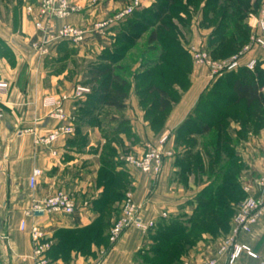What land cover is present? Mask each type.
Listing matches in <instances>:
<instances>
[{
  "label": "crops",
  "instance_id": "1",
  "mask_svg": "<svg viewBox=\"0 0 264 264\" xmlns=\"http://www.w3.org/2000/svg\"><path fill=\"white\" fill-rule=\"evenodd\" d=\"M156 1L153 0L152 5ZM131 2L69 0L76 12L68 18L53 20L49 26L50 36H55L65 24H70L86 32L85 41L73 43L51 37L45 55L32 47L43 32L36 29L26 12L12 8L9 23H0V38L11 48L16 60L14 65H10L0 58V75L8 83L7 94L3 96V105H0L1 264H37L31 238L33 225H38L45 232L40 243L45 247L42 259L46 264H137L146 243L152 239L150 233L154 232V227L181 213L194 215L198 198L211 187L210 183H202L205 179L196 183L198 186L195 185V171L188 176L187 186L180 183L183 172L181 164L192 159V153L198 152V146L180 145L178 130L216 80L211 78L206 65L196 63L192 57L193 50L211 52L216 49V46L210 45L217 28L212 21L214 12L208 11L207 0L201 4L199 11L188 4V0H183L189 16L186 13H180V16L187 20L189 35L185 40L179 33V42L191 59L186 77L188 85L186 89L178 84L173 85L180 97L172 102L163 127L156 131L145 119L137 95V76L158 66L164 55L160 43L151 41L156 27L131 36V45L120 56L117 54L113 64L110 60V56L118 51L119 37L127 33V20H118L117 16ZM248 16L254 15L247 12L245 19L250 21ZM174 21L183 27L177 19ZM147 47L156 52L149 53ZM260 52L254 50L245 60L259 58ZM101 64H110L114 73L129 83L130 89L122 101L123 107L107 102L106 95L109 96L111 91L97 90L93 75L95 68ZM78 87L88 89L89 93L75 100L73 94ZM61 96L69 98L63 102V109L74 126V132L60 136L51 146L38 144L37 139L47 137L59 125L68 123L51 118V108L43 104L45 98ZM233 127V150L239 165V172L233 180L241 193L231 205L237 208L248 196L264 194L258 186V179L264 172V124L255 130L249 127L244 129L240 124ZM165 132H169L165 148L172 151L173 156L165 160L160 177L155 178L119 163H105L108 158L109 161L116 156L118 159L123 152L141 154L150 145L159 146ZM197 136L201 138L202 134ZM111 148L115 152L110 157L108 153ZM37 167L44 171V175L33 191L29 188V177ZM105 174L114 183L119 181V188H115L110 180L104 183ZM111 189H118L124 199L130 193L134 201L142 206V222H154V226L147 233L132 226L116 244H93L86 252L72 250L69 255H62L58 247V234L92 225L100 218L101 201L110 195ZM59 191H67L76 198L78 207L74 214L31 213L35 203H41ZM24 221L26 228L22 230ZM230 231L221 237L210 232L203 233L196 243L189 246L184 264H202L215 256L220 239ZM238 240L251 245L264 259V217L253 226L251 232L242 234ZM260 261L244 255L235 264H260ZM218 264H224V259H220Z\"/></svg>",
  "mask_w": 264,
  "mask_h": 264
},
{
  "label": "trees",
  "instance_id": "2",
  "mask_svg": "<svg viewBox=\"0 0 264 264\" xmlns=\"http://www.w3.org/2000/svg\"><path fill=\"white\" fill-rule=\"evenodd\" d=\"M194 1L196 0H188V4L197 7L195 3H193ZM217 5L218 0H215L211 4L206 3L208 11L213 10L215 15L216 11L218 10ZM180 13H186L189 16V10L187 8V5L185 6V4H183V0H157L156 3L151 5L150 7L135 11L130 17L126 19L127 21L125 29L127 33H123L121 34V37H119L120 44L118 47V51H116L115 55L110 56V60L113 64V62L116 61L117 56H120L131 45V36H137L143 31H146L151 27L157 25L151 35V41H157L160 43L164 55L161 58V62L158 66L147 70L142 75L137 76V95L140 98L142 108L145 112V119L154 130L164 125L165 120L171 110L172 102L177 101L180 97L179 91H175L173 89V85H181L180 83L174 81L173 78L177 77L179 82L181 81V78H184L186 80V85L185 87H181L182 89H186L188 85L186 77L187 72L191 67V59L189 54L182 48L179 42V31L172 22V20L177 19L184 27L188 24L187 21H185L180 16ZM246 14H243V11H241L238 7H235L232 10L231 17L234 16L236 18V21L239 22L237 23L235 21L236 24L234 26L236 28L239 26L243 27L246 32H248V34L246 35V33L242 32L240 28L235 32L234 36H230V41L227 40L226 34L221 31L223 29H228V26L224 23L217 24L216 31L213 34V38H211L210 40V45L216 46V49L210 52V55L213 58H228L231 56L230 54H228V48L237 45L241 48L249 41L250 29L248 26L242 23V21L246 18ZM235 27L234 30H236ZM235 52H237V50ZM262 65H264V62H258V65L254 72L242 68L238 71L229 72L224 76L216 79L213 87L209 91H207L205 95L202 96L193 114L179 128V134L181 135L189 132L188 124H191L192 117L203 102L204 97L208 93H212L215 89H217L218 86L222 84H226L227 88L232 91V103H245L247 107H250L253 104L257 103L259 106L264 107V69L259 70V67ZM256 72L257 75L255 74ZM93 77V81L98 85V91H111V94L109 96L106 95L107 102L111 105L123 107L122 101L128 96L130 89L129 83L126 80L122 79L118 74H115L110 64H101L97 68H95V75H93ZM171 94H173L174 97L176 96V99L172 98ZM261 117L264 120V117ZM221 119L222 117H219L218 119H216V121H220ZM263 124L259 125V128ZM211 125V123L204 124L202 129L199 130V133L210 131V129L212 128ZM228 151L229 150H226V152ZM114 152L115 151L111 148L108 155L111 157L113 156ZM230 156L238 161V159L235 157L234 150H230ZM105 163L115 165V162H113V160H108V162L106 160ZM232 177L234 178V176ZM108 180H110V182H113L112 185H114L115 188L118 187L117 185H119V181H116L114 183L113 179L108 174L103 175V182L109 183ZM229 185L228 188L230 189V191L240 195L241 192L239 188H237V184L234 182V180H232L231 184ZM200 198H203V196L201 195ZM210 200L211 199L206 198V201ZM118 201H124L123 194L120 193L118 189H111L110 195L105 196L101 201L100 218H98L92 225L78 230L61 231L58 235V247L62 255L67 256L72 250L86 252L93 244L107 245L109 239L108 236L106 238H102L99 241L102 232L101 228L97 227V224H99L103 219L106 208ZM225 203L229 204L226 208L228 210H231V202H227L225 196L224 198L220 196L215 199V204L217 206L222 207ZM199 208L200 211H203V215L199 218L200 226L198 225L199 227L197 226L196 228L199 234L198 236L195 235L197 237L194 238V241L191 240V245L196 243V241L199 240L203 233L210 232L213 234H218V232L220 231L212 230L215 227L217 219L221 221L223 219H228L229 225L230 223H232L233 219L231 215L226 216V214L220 212V210H212L211 213L206 214V211L203 210L204 207L202 205H200ZM208 223L211 227H207L209 225ZM216 228H218L217 225ZM228 230L230 231V229ZM191 232L194 231L187 229L184 235L189 236Z\"/></svg>",
  "mask_w": 264,
  "mask_h": 264
},
{
  "label": "rangeland",
  "instance_id": "3",
  "mask_svg": "<svg viewBox=\"0 0 264 264\" xmlns=\"http://www.w3.org/2000/svg\"><path fill=\"white\" fill-rule=\"evenodd\" d=\"M40 1L41 0H0V23H9L11 19V11L15 7L17 11L20 10L21 13L26 12V14L32 18V21L34 23L35 20L33 18V15L28 13V7L34 6L35 8H38V6L40 5ZM204 1L205 0H196L193 2L197 6L196 11H199V8ZM214 1L215 0H207V3L211 4ZM235 7L240 8V10L243 11V14H246L247 12L252 13L254 16H248L250 19L251 17L258 18L261 15L262 10L264 9V0H218V10L216 11V15H212V21L213 25L215 26L222 23L228 26V29L221 30L226 34L228 41L231 40L230 36H234L235 32L240 28L242 32H245L246 35L248 34V32H246L243 27L239 26L236 28L234 26L236 24V18L234 16L231 17V14L232 10ZM184 20L187 21L186 19ZM172 22L174 26L177 27L180 35L186 40L189 35V31L187 32L186 26L179 27L174 20H172ZM242 23L249 27L251 36V22L244 19ZM154 27H157V25ZM234 27L236 28V30H234ZM35 43H33L32 45L34 49ZM150 49L152 48L147 47L149 53L154 54L156 52L151 51ZM241 49L242 47L240 48L237 45L228 48L227 51L228 54L231 55L230 57H232ZM236 50L237 52H235ZM38 52H40V50H38ZM208 53L210 54V52ZM0 58L5 59L10 65H14L16 61L11 48L1 38ZM212 59L224 60L215 59L213 57ZM259 62H264V53L262 52H260ZM259 68V70H262L264 69V66L262 65ZM255 74L257 75V72ZM173 80L180 83L181 87H185L186 85V80L184 78H181L180 82L177 77L173 78ZM171 95L172 98L176 99V96L174 97L173 94ZM232 96V91L227 88L226 84H222L218 86L217 89H215L212 93H208L204 97L203 102L201 103L197 111L194 113L191 124H188L189 132L180 135V145L186 147L198 146V152L196 154L192 153V159L184 161L181 164V166L183 167V172L180 183L182 184V186H187L188 176L191 174V172L195 171L196 180L194 184L197 185L200 181H204L205 179V181L202 183H210V189H208V191H204L201 194L203 198H198V207L194 215L185 216V214L181 213L180 215L178 214L177 216L169 219L164 224H160V226L154 227V232L150 233L152 239L150 242L146 243L144 253L139 258H137V264H184V257L188 253L189 246L191 245V240L194 241V238L199 234L196 228L198 225L200 226L199 218L203 215V211H200L199 208L200 205L204 207L203 210L206 211V214L211 213L212 210H220V212L225 213L226 216L231 215L232 218L234 217L236 208L233 205L230 204L231 210H228L226 208L229 205L228 203H225L222 207L215 204V199L220 196L222 198H224L225 196L227 202L229 203L240 197L239 194L233 193L228 188L230 186L229 184H231V181L233 180L232 176H235V173L239 172L238 161L230 156V150H233V143L231 141L233 131L235 130L233 126H235L236 124H240V126L244 129H246L247 127L254 130L259 129V125L264 123V120L261 117H264V107L259 106L257 103L253 104L250 107H247L245 103H232ZM0 105H3L2 100L0 101ZM2 114H4L3 110ZM219 117H222V119L220 121H216V119H218ZM209 123L212 124V128L210 129V131L199 133V130L202 129L203 125ZM162 127L156 128V131H159ZM197 134H202V137L199 138ZM226 150H229V153L226 152ZM0 152L1 156L2 150ZM122 154L127 155L133 153L123 152L119 154L118 159L116 156L112 158V160L113 162H115V164L119 163L120 165L127 166L123 161L120 160V156ZM199 172L202 173L199 174ZM202 175L204 176L202 177ZM206 198L211 200L206 201ZM122 205L123 202L121 201L120 204H111L106 208L103 219L99 224H97V227H100L102 232L99 241L102 238L110 236L112 226L120 218ZM216 225L218 226V228H216ZM229 226L230 225L228 223V219H223L222 221L217 219L215 227L212 230L220 231L218 232L217 236L221 237L222 235H225L229 232ZM207 227H211L210 224ZM187 229H190L194 232H191L189 236L184 235ZM220 240H222V238ZM108 244H111L109 239ZM108 244L106 246H108Z\"/></svg>",
  "mask_w": 264,
  "mask_h": 264
},
{
  "label": "built area",
  "instance_id": "4",
  "mask_svg": "<svg viewBox=\"0 0 264 264\" xmlns=\"http://www.w3.org/2000/svg\"><path fill=\"white\" fill-rule=\"evenodd\" d=\"M153 0H132L131 4L124 8L117 16L118 20H125L130 17L135 11L150 7ZM76 12V8L71 6L69 0H41L38 8L34 6L28 7V13L33 15L35 27L43 32L40 40L34 44L35 49L40 50L41 54L48 53L47 45L51 37L55 40H68L73 43H82L85 41L86 32L76 26L65 24L62 26L55 36H50V23L55 19H64ZM250 27L252 33L247 44L232 57L224 60H213L206 50H193V60L198 64L206 65L210 70V75L213 80L224 76L229 72L238 71L242 68L254 72L259 58L252 57L247 60L245 58L254 50H260L264 53V9L261 15L251 17ZM8 83L0 75V101L7 94ZM89 90L84 87H78L73 99H81ZM68 96L60 98H45L44 106L51 108L50 117L55 118L60 122H68L59 125L47 137L37 139V143H42L51 146L60 136H67L74 132V126L70 118L65 114L63 102L68 100ZM169 139V132H165L161 137L159 146L150 145L141 154H122L120 160L128 167L134 168L142 173L149 174L158 178L161 176L164 168V163L167 158L173 156V152L165 148V144ZM57 155L56 152H54ZM264 160V151L262 154ZM44 175L41 168H34L29 177V188L35 190L40 179ZM258 186L264 191V172L258 179ZM76 198L67 191H59L50 196L41 203H35L32 214L39 212H58L64 215H72L77 211ZM142 206L134 201L132 195H126L120 218L112 226L109 240L111 244H116L125 232L132 226H137L147 233L153 226L154 222L144 223L140 219ZM166 217V214H163ZM264 217V194L259 197L248 196L236 208L235 215L232 219L231 233L219 243L215 256L204 261L202 264H218L220 259H224V264H235L242 256L246 255L253 259H259L260 264H264V259H261L259 254L253 247L247 243L240 242L238 239L242 234L251 232L253 226ZM26 222H22L21 229L25 230ZM45 237V232L38 225L31 227V238L34 245V257L37 258V264H46L42 259V254L45 249L40 242ZM1 264V263H0Z\"/></svg>",
  "mask_w": 264,
  "mask_h": 264
},
{
  "label": "water",
  "instance_id": "5",
  "mask_svg": "<svg viewBox=\"0 0 264 264\" xmlns=\"http://www.w3.org/2000/svg\"><path fill=\"white\" fill-rule=\"evenodd\" d=\"M38 214H42V212H39Z\"/></svg>",
  "mask_w": 264,
  "mask_h": 264
}]
</instances>
